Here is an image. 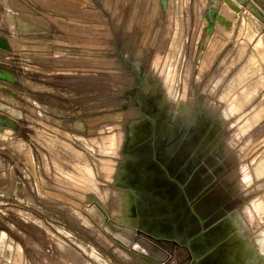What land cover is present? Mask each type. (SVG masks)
Returning a JSON list of instances; mask_svg holds the SVG:
<instances>
[{
  "label": "rangeland",
  "instance_id": "obj_1",
  "mask_svg": "<svg viewBox=\"0 0 264 264\" xmlns=\"http://www.w3.org/2000/svg\"><path fill=\"white\" fill-rule=\"evenodd\" d=\"M261 1L264 4V0ZM170 3L171 0L165 12L156 1L148 24H142L135 38H124L121 34L113 40L112 45H105L104 51L89 43L86 54L88 68L74 70L72 75L74 95L69 105L75 114L63 122L69 125V130L56 126L59 128L57 130L54 125L46 130L42 125L49 123L44 118L55 122L58 117L48 112H44L42 117H33L29 107L34 106L25 101L20 103L25 108V118L20 119L25 131V146L21 154L17 155V167L7 172L8 189L0 192V233L7 232L22 247L19 252L21 258L16 264H159L140 257L113 240L92 216L91 220L83 209L76 206L87 192L94 191L105 202L109 196L105 207L107 213L118 207L114 196L118 185L114 179L116 169L127 158L123 152L127 138L126 124L129 119L142 113L146 121L142 141L150 143L148 138L151 137L153 121L158 122V131L160 114L166 107L162 87L168 92L179 91L180 95L173 104L175 109H182L187 98L191 117H195L201 106L210 109L214 115H221L225 107L229 115L222 120L217 142V146L221 143L225 149V155L197 152L202 160L199 173L203 175L199 185H205L206 193L196 209L204 219V227L208 228L218 218L227 217L258 193L261 194L253 201V206L257 218L264 220V214L259 216L257 212V205L264 193V176L250 186H245L240 177L242 169L244 180L248 174L252 176L251 163L264 151L262 143L252 157L249 155V160L244 157L247 140L256 141L264 132V122L260 124L264 115L262 117L259 107L264 95V59L255 58L253 44L264 35V17L256 8L250 5L249 9L244 7L248 16L255 20L258 34L252 40L248 39L243 28V17L238 19L233 31L215 24L210 42L204 49L203 42L210 35L206 32L209 0H173L172 7ZM159 9L160 13L152 23ZM96 25L90 24V30L96 29ZM129 61L146 66L144 80L149 71L153 72L152 91L141 92L143 81L134 90V95L129 96L128 90L137 84V76L124 66ZM15 66L18 78L23 77V69L27 65L20 63ZM24 83L31 89H39L34 88L29 80ZM155 86L158 96L154 94ZM15 88L24 92L22 95L25 96L26 88L23 85L16 83ZM55 92L54 95L44 93L42 98L46 101L60 100L59 90ZM35 94L39 95L38 92ZM34 108L38 109V106ZM175 109L173 113H176ZM43 129L50 133L44 137L50 148L55 147L54 150L47 148L43 139L41 141L43 135L37 137L43 145L37 143L35 137ZM186 133L185 129L178 128L170 135V138H175L171 145L174 146L173 151L166 153L165 148L160 151L159 157L168 159L174 169L185 158L197 163L192 152L180 154V144ZM10 142L8 140L5 144L8 149ZM68 151H72L73 155ZM71 156L73 160L69 161ZM55 174H60L59 178ZM14 177L20 182L19 185L14 182ZM19 209L24 212L20 214ZM252 227L255 232L249 231L248 235H261V225L257 219ZM162 232L168 233V237H179L177 240L164 237L156 239L158 236L151 231L141 235L167 252L166 264H189L190 253L185 244L181 246V232L163 229ZM190 232L193 233L192 230L184 232L185 236H189ZM210 233L206 232L208 242L211 240ZM176 241L179 245L175 244ZM92 248L96 256L91 254ZM0 264L15 262L0 254Z\"/></svg>",
  "mask_w": 264,
  "mask_h": 264
},
{
  "label": "crops",
  "instance_id": "obj_2",
  "mask_svg": "<svg viewBox=\"0 0 264 264\" xmlns=\"http://www.w3.org/2000/svg\"><path fill=\"white\" fill-rule=\"evenodd\" d=\"M156 1L161 9L160 0H0V33L7 39L10 46V50L0 49V68L13 71L16 75V83L26 88L25 96H23L24 92L15 88L16 83L11 84L0 80V102L22 110L24 118L25 108L20 106L21 102L25 101L34 107L38 106V109L29 107L33 117H42L44 112L58 117V121L55 122L44 118V121L49 123L48 126L42 125L46 130H50L53 125L57 130L59 128L56 126L69 130V125L63 122L67 117L72 118L75 114L69 105L74 95L72 75L74 70L88 68L86 54L89 51V43L104 51L105 45H112L113 40L121 34L124 38H135L142 24L144 22L148 24ZM172 4L173 0L169 6L172 7ZM249 8L250 6L245 7V9ZM160 9L152 23L159 15ZM162 10L166 12L163 8ZM90 24H97L96 29L90 30ZM96 54H99V51H96ZM20 63L27 66L25 69L22 67L23 77L18 78L15 64ZM26 80L31 81L33 87H39V89L28 87L24 83ZM56 90H59L60 100L46 101L42 98V94L54 95ZM36 92L39 93L38 96ZM81 97H83L82 94ZM32 120L35 121V118ZM263 122L264 119L260 124ZM0 124L11 127L7 138L3 137V133L2 136L0 135L1 192L9 186L6 182L7 172L17 167L15 166L17 155L21 154L25 146L23 139L25 131L19 119L1 110ZM41 132L35 139L37 143L43 145L37 140V137L40 138L43 135L40 139L41 141L43 139L42 142L47 145L44 136L50 133L44 129ZM8 140H11V150L5 146ZM13 143L16 145L13 146ZM58 145L64 149L60 143ZM47 148L55 149L48 145ZM68 152L73 155L72 151ZM70 158L69 161L73 160L72 156ZM59 176L60 174H55V177L59 178ZM14 182L18 185L20 183L15 177ZM18 211L24 212L21 209ZM6 218L9 219L10 216ZM8 224L15 226L12 222Z\"/></svg>",
  "mask_w": 264,
  "mask_h": 264
},
{
  "label": "bare ground",
  "instance_id": "obj_3",
  "mask_svg": "<svg viewBox=\"0 0 264 264\" xmlns=\"http://www.w3.org/2000/svg\"><path fill=\"white\" fill-rule=\"evenodd\" d=\"M218 11L219 17L222 19V21H216L215 24L219 25L220 27L222 26L225 30L233 31L235 29L234 27L237 25L238 19L243 17V28L248 39L252 40L258 34L259 29L256 28L255 20L250 18L247 12L244 11L243 7L235 0H221ZM211 35L212 34L208 35L206 40L203 42L205 44L204 49L208 45ZM253 44L255 49V58L264 59V35L259 37ZM150 73L151 75L148 81L149 86L154 83L153 72ZM156 89L157 87L155 86L154 94L158 96L159 93ZM161 93L163 94L164 104H166V107L163 108V111L160 114V126L158 128V132L162 137H170V135H172L178 128H183L187 131V133L185 134L183 141H181L179 149L180 154L192 152L193 155H196L197 152H202L205 154L214 153L218 156H223V154L225 155L226 151L224 148H222L221 143H219L217 146V142L220 137L222 120L225 119V117H229L225 107L222 109L221 115H214L210 109L206 108L205 106H201L195 117H191L190 104L189 101H187V98L182 109H175V106H173L180 95L178 90L175 92H168L164 87H162ZM204 102L206 103V101ZM259 107L261 108L260 113L263 117L264 95L263 101ZM174 109L176 110V113H173ZM255 115L258 114L256 113ZM144 119V115L140 113L134 116L132 119H129V122H127L126 134L129 135L130 142L137 141L139 138L145 136L144 132H141V125L146 122ZM240 119L237 120L239 121ZM258 119L259 118L256 120ZM10 132V126H2V124H0L1 136L3 133V137L7 138ZM262 143L264 145V134L256 141H253L252 139L247 140L246 148H244V157L248 158L249 160L252 155L261 148ZM121 146L122 141L120 149ZM173 148L174 146H169L166 149V153H171ZM249 155L251 157H249ZM251 164L250 171L252 176L248 174L244 180L243 169L240 174L245 186L254 184L255 180H260V177L264 176V151L263 154H259L257 157H255ZM116 170V177L113 179L118 185L117 190L114 191L115 201L119 204L118 207L113 208L111 213H107L105 207L107 206V202H109V196L105 202L94 191H89L84 195L83 198H80L81 201L77 202L78 204L76 207L83 209V211L88 214L89 218L92 216L91 218L99 223L104 232L109 234L113 240H116L123 246L128 247L130 251L135 252L140 257L149 258V261L151 262L158 261L166 264L165 261L168 259L167 252L152 242L150 239L139 234L132 223V218L126 216V201L128 198V191L122 189L119 185L126 182V180L123 178L124 169L120 166ZM259 194L261 193L255 194L253 197L243 203L241 207L239 206L237 212L234 214L238 228L228 239V245L224 255L222 256L226 261L232 260V264H264V220L261 221L257 218L256 211L253 206V201L258 198ZM262 196V200L257 205V212L259 216L264 214V193ZM256 219L261 225L260 229L262 233L261 235L255 233L248 235L249 231L255 232L252 224ZM92 249L93 251L91 254L96 256V253H94V248ZM20 251H22L21 245L11 238L7 232L2 231L0 233V254L5 256L6 259L13 260L16 264L21 258L19 255Z\"/></svg>",
  "mask_w": 264,
  "mask_h": 264
},
{
  "label": "flooded vegetation",
  "instance_id": "obj_4",
  "mask_svg": "<svg viewBox=\"0 0 264 264\" xmlns=\"http://www.w3.org/2000/svg\"><path fill=\"white\" fill-rule=\"evenodd\" d=\"M126 70L132 71L136 77L133 88L128 90L129 96H133L135 89L139 87L140 75H144L146 66L136 62L124 63ZM155 68V65H153ZM148 72L141 92L152 90L149 86L150 73ZM129 80V79H127ZM141 93V94H142ZM141 122V121H140ZM142 123V122H141ZM157 121H153V129L151 130L148 140L150 143H131L128 141L126 151L129 154L127 165L129 172L133 173L131 180L136 178H145L147 185L145 186L146 196L141 200L138 211L146 213L151 217L147 223V227L153 230H169L189 232L188 237L196 238L200 235V230H205L204 219L199 214L197 205L204 199L206 190L205 185L201 186L200 181L203 177L199 173V165L201 161L193 163L192 159H183L174 169L169 160L160 158L159 154L162 148L168 145L161 135L157 134ZM141 132L145 135V123H143ZM164 151V150H163ZM163 153V152H161ZM193 158H195L193 156ZM125 161V163H126ZM189 166H185V164ZM189 167V168H188ZM197 230V234L194 231ZM165 235H169L164 232Z\"/></svg>",
  "mask_w": 264,
  "mask_h": 264
},
{
  "label": "water",
  "instance_id": "obj_5",
  "mask_svg": "<svg viewBox=\"0 0 264 264\" xmlns=\"http://www.w3.org/2000/svg\"><path fill=\"white\" fill-rule=\"evenodd\" d=\"M160 1L162 4V8L164 10H167L168 0H160ZM236 1L243 8L247 7L248 5L256 8L260 12V14L264 17V10L257 4L259 3L264 8V4L262 3L261 0H236ZM220 3L221 0H209L210 7L207 10V14H206V18L208 22L206 26V32L209 34L214 32L216 21H222V19L219 17V11H218L220 7ZM0 49L10 50V46L8 44L7 39L3 37L1 33H0ZM0 80L11 84H15L16 75L13 71L0 68ZM143 81H144V75L143 76L140 75L139 87L141 86ZM0 110L19 120L23 119L24 117V113L22 110L14 108L13 106H10L8 104H4L2 102H0ZM144 137L145 136L131 143H142ZM163 138L165 142H168V145H166L164 149L166 150L169 146H171L174 143L173 140H175V138L174 139L170 137H163ZM128 141L130 142V137L127 134L126 142L123 145V152L127 154V158H129L128 157L129 154L126 151V146L128 144ZM193 156L196 158V160L198 159V161H202L200 154H196ZM127 158L123 160L120 165L121 168L124 169L123 178L124 180H126V182L119 184L122 189L128 191V198L126 201V211H127L126 216L132 218L133 220L132 223L139 234L141 233L146 234V231H151L152 234L158 236L155 237L156 239L158 238L160 239V237H164V238H175V240H177L179 236L175 235L168 237V235H165L164 232H162L161 228L158 230H153L147 227V223L151 217H148L149 215H147L146 213L144 214L138 211V208L141 207L140 206L141 200H143L147 195L145 191V186L147 185V183L145 178L143 177L139 178L138 181H136V178H133L134 180L130 179L133 173L129 172V167L127 165L128 163L126 161ZM237 210L238 209H234L233 211H231L227 217L218 218L217 220H214L208 228H206L205 230H200V235L195 239H191L190 237L185 236L184 232L180 233L181 234L180 237L183 238V243L181 244V246H184L185 244V246H187V248L189 249V253H190L189 256L191 258L189 264H198V263L232 264L233 263L232 260H227V261L224 260L222 256L224 255L226 247L228 245V239L238 228L237 222L235 221V217H234V214L237 212ZM208 231L211 232L209 235L211 236V240L209 242L208 240H206V232ZM175 244L179 245V242L176 241ZM155 262L159 264H163L158 261Z\"/></svg>",
  "mask_w": 264,
  "mask_h": 264
}]
</instances>
